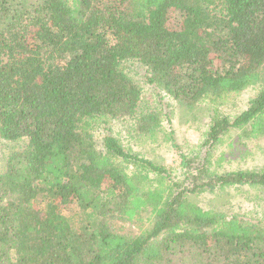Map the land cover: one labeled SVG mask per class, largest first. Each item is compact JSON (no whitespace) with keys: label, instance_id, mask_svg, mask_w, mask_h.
I'll use <instances>...</instances> for the list:
<instances>
[{"label":"trees","instance_id":"1","mask_svg":"<svg viewBox=\"0 0 264 264\" xmlns=\"http://www.w3.org/2000/svg\"><path fill=\"white\" fill-rule=\"evenodd\" d=\"M134 68L191 113L261 89L233 118L210 111L178 178L93 137L109 120L160 131ZM232 129L264 138V0H0V264H264V217L194 199L264 189V171L211 170ZM142 219L135 236L112 227Z\"/></svg>","mask_w":264,"mask_h":264},{"label":"rangeland","instance_id":"2","mask_svg":"<svg viewBox=\"0 0 264 264\" xmlns=\"http://www.w3.org/2000/svg\"><path fill=\"white\" fill-rule=\"evenodd\" d=\"M132 80L141 88L143 98L156 106L161 118L160 131L154 139H135L126 134L125 128L117 121L109 120L93 131L98 140L105 134L114 137L120 145L158 166H163L178 178L183 176L181 154L194 155L207 130L208 115L216 109L220 114L233 118L248 106L261 84L247 88L240 93L225 97L220 105L202 104L191 113L180 107L170 97L150 85L140 68L130 72ZM243 130V131H242ZM232 129L222 143L212 153L211 170L222 174L237 170L264 171V138H247V130ZM172 135H169L171 134ZM168 134V135H167ZM9 147L0 143V168ZM196 202L205 209H215L227 216L261 218L264 217V189L225 187L194 196ZM146 219L135 222L115 221L112 227L120 235L135 236L148 225Z\"/></svg>","mask_w":264,"mask_h":264}]
</instances>
